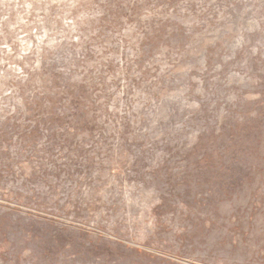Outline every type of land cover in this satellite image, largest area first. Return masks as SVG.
I'll list each match as a JSON object with an SVG mask.
<instances>
[{
	"label": "rangeland",
	"instance_id": "obj_1",
	"mask_svg": "<svg viewBox=\"0 0 264 264\" xmlns=\"http://www.w3.org/2000/svg\"><path fill=\"white\" fill-rule=\"evenodd\" d=\"M0 264H264V0H0Z\"/></svg>",
	"mask_w": 264,
	"mask_h": 264
}]
</instances>
